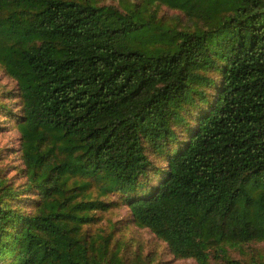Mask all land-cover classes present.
<instances>
[{
	"label": "trees",
	"instance_id": "obj_1",
	"mask_svg": "<svg viewBox=\"0 0 264 264\" xmlns=\"http://www.w3.org/2000/svg\"><path fill=\"white\" fill-rule=\"evenodd\" d=\"M116 1L0 0L26 178H0V264H153L127 259L132 224L264 264V0Z\"/></svg>",
	"mask_w": 264,
	"mask_h": 264
},
{
	"label": "rangeland",
	"instance_id": "obj_2",
	"mask_svg": "<svg viewBox=\"0 0 264 264\" xmlns=\"http://www.w3.org/2000/svg\"><path fill=\"white\" fill-rule=\"evenodd\" d=\"M107 3H117L116 0H106ZM161 15L170 19L185 17L179 11L163 8ZM0 178L7 180L11 185L22 186L25 181L24 161L21 152L22 134L18 126V120L22 117L21 101L18 96L17 81L12 78L0 65ZM161 163V162H159ZM163 165V162L161 163ZM118 201V195L111 197ZM119 202V201H118ZM117 202V203H118ZM106 218L118 221L119 226H126L131 220V212L127 205L118 203L110 212L105 214ZM125 232L117 233L122 242L125 243L123 250L126 257L131 261L134 254L142 252L145 259L152 260L153 264H198L194 259L176 258L170 251L168 245L159 239L151 230L141 229L135 225H129ZM264 248V243L252 244L248 249ZM233 256H241L238 250L233 251ZM212 264H215L212 262Z\"/></svg>",
	"mask_w": 264,
	"mask_h": 264
}]
</instances>
